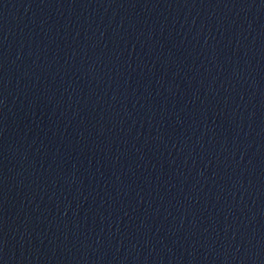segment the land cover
I'll list each match as a JSON object with an SVG mask.
<instances>
[{
  "label": "water",
  "instance_id": "95a60500",
  "mask_svg": "<svg viewBox=\"0 0 264 264\" xmlns=\"http://www.w3.org/2000/svg\"><path fill=\"white\" fill-rule=\"evenodd\" d=\"M0 264H264V0H0Z\"/></svg>",
  "mask_w": 264,
  "mask_h": 264
}]
</instances>
